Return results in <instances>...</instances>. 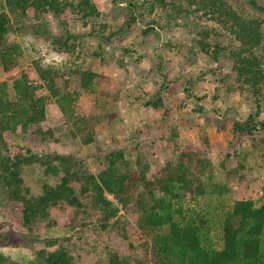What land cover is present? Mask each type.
<instances>
[{"label": "rangeland", "instance_id": "1", "mask_svg": "<svg viewBox=\"0 0 264 264\" xmlns=\"http://www.w3.org/2000/svg\"><path fill=\"white\" fill-rule=\"evenodd\" d=\"M58 1L72 7L40 21L30 11L8 14L10 32L0 41V96L16 101L14 83L27 77L36 98L46 99L47 126L5 135L0 154L36 157L22 170L34 197L70 170L80 206L59 204L29 228L20 207L0 194L5 264H45L41 255L58 250L67 251L72 264H163L154 250L157 235L140 228V212L152 206L150 192L161 193L157 182L168 174L185 172L204 183L196 200V183L183 192L186 205L218 225L238 200L264 206V90L257 101L238 83L227 57H208L195 33L147 4L133 12L131 0H91L98 14L85 18L73 8L80 0ZM234 1L264 21L250 0ZM255 1L264 8V0ZM1 7L7 16L5 3ZM11 52L15 66L7 71L2 56ZM38 68L57 72L61 94L73 98L60 104L51 97ZM86 72L98 77L90 90L81 86ZM112 164L145 180L132 182L125 206L107 195L117 209L109 216L92 192L81 189L85 175L98 177Z\"/></svg>", "mask_w": 264, "mask_h": 264}, {"label": "trees", "instance_id": "2", "mask_svg": "<svg viewBox=\"0 0 264 264\" xmlns=\"http://www.w3.org/2000/svg\"><path fill=\"white\" fill-rule=\"evenodd\" d=\"M2 3L7 8V16L2 12ZM141 3L147 4L152 11L160 10L170 22L195 33L196 45L208 57L215 60L227 57L238 83L252 92L257 101L261 100L264 90L263 17L244 12L234 0H131L129 8L134 12ZM250 3L264 13V8L258 7L255 0H250ZM69 7L72 5L58 0H0V41L10 32L8 14L26 16L30 11L40 21L46 13H53L56 17ZM73 8L83 13L85 18L98 14L91 0H80ZM223 39L226 40L224 45L221 43ZM14 61L12 52L2 56L7 71L15 66ZM38 71L44 88L60 104L73 98L72 94H61L57 72L53 74L52 70L41 68ZM97 78L92 72L82 74V88L90 90ZM14 88L16 101L6 94L0 96L1 141L5 135L25 134L33 126H39L44 131L47 126L46 99L36 98L37 89L28 82V78L17 80ZM260 127L264 130V122L260 123ZM237 130L245 132L239 126ZM28 153L31 154L30 151ZM34 160L36 157L11 155L8 151L7 155L0 154V194L20 207L23 224L29 228L48 219L50 210L59 204L80 206L72 186L76 175L68 169L59 184L45 185L38 197L30 195L22 179V170ZM47 171L58 172L50 167ZM186 174L183 172L177 178L168 174L158 181L161 193L150 192L152 206H143L140 212V228L157 235L153 240L154 250L161 256L163 264H264V206L256 207L252 201L238 200L218 225L209 214L202 215L187 207L183 192L191 190L196 183L193 193L196 200L205 191L202 181L192 182ZM83 180L82 193L92 192L96 205L109 216H114L117 209L107 195L114 196L125 206L130 201L132 182L141 183L145 178L122 173L114 165L98 177L85 175ZM41 257L45 264H72L65 250L43 253ZM4 261L0 257V264H5Z\"/></svg>", "mask_w": 264, "mask_h": 264}]
</instances>
